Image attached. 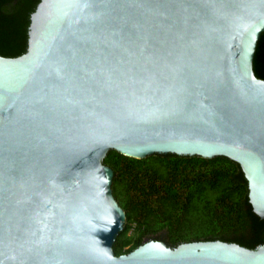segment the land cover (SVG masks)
Listing matches in <instances>:
<instances>
[{
  "label": "water",
  "instance_id": "95a60500",
  "mask_svg": "<svg viewBox=\"0 0 264 264\" xmlns=\"http://www.w3.org/2000/svg\"><path fill=\"white\" fill-rule=\"evenodd\" d=\"M264 0H41L0 55V264H264V246L151 240L126 224L111 151L237 162L264 218Z\"/></svg>",
  "mask_w": 264,
  "mask_h": 264
},
{
  "label": "trees",
  "instance_id": "16d2710c",
  "mask_svg": "<svg viewBox=\"0 0 264 264\" xmlns=\"http://www.w3.org/2000/svg\"><path fill=\"white\" fill-rule=\"evenodd\" d=\"M41 0H0V55L15 58L29 47L31 16ZM254 70L264 80V33ZM113 194L126 213L114 252L129 254L151 240L171 248L223 241L249 249L264 246V218L254 212L241 166L224 156L154 154L143 159L111 150Z\"/></svg>",
  "mask_w": 264,
  "mask_h": 264
}]
</instances>
